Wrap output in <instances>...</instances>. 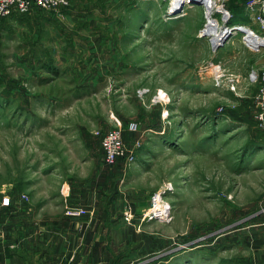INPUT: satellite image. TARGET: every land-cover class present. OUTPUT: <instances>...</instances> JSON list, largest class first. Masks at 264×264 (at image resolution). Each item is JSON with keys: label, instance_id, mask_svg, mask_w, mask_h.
<instances>
[{"label": "rangeland", "instance_id": "rangeland-1", "mask_svg": "<svg viewBox=\"0 0 264 264\" xmlns=\"http://www.w3.org/2000/svg\"><path fill=\"white\" fill-rule=\"evenodd\" d=\"M68 1L0 18V236L17 232L31 181L67 182L52 167L90 178L103 137L121 129L136 162L115 165L148 167L126 172L149 199L140 217L167 183L174 216L138 223L103 264H262L264 46L237 29L214 49L200 2L170 18L175 0Z\"/></svg>", "mask_w": 264, "mask_h": 264}, {"label": "crops", "instance_id": "crops-1", "mask_svg": "<svg viewBox=\"0 0 264 264\" xmlns=\"http://www.w3.org/2000/svg\"><path fill=\"white\" fill-rule=\"evenodd\" d=\"M248 1L227 0L225 6L233 15L230 22L264 34L262 27L256 29L248 21L256 16L248 10ZM51 107L54 104L48 105ZM97 160L98 167L90 178L87 175L77 180L75 168L57 171L52 167L50 174L63 172L67 182L58 187L31 181L29 202H16L17 232L6 231V237L0 236V264H103L111 255L110 248L116 246L119 252L122 244L129 243L132 234L138 232L136 225L149 199L143 196L144 190L128 188L126 172L131 170L133 176L148 167L145 161L141 167L129 169L122 163L110 166L105 163L103 150ZM261 245L264 236L258 239V250Z\"/></svg>", "mask_w": 264, "mask_h": 264}, {"label": "built area", "instance_id": "built-area-1", "mask_svg": "<svg viewBox=\"0 0 264 264\" xmlns=\"http://www.w3.org/2000/svg\"><path fill=\"white\" fill-rule=\"evenodd\" d=\"M219 6H221V10H215L211 14L209 13L208 9L206 8V16H207V23L205 28L200 31V36L209 35L207 33V27L209 22V17H214L215 20H218V16L221 17V22L223 27L226 26L227 23L231 21L232 14L226 8L225 2L227 0H214ZM203 3L206 4L205 0H194L193 3ZM188 5V4H187ZM186 4H182L178 6L180 10L184 9ZM207 5V4H206ZM70 3L68 0H0V18L11 16L14 11H18L20 13H28L35 8H42L48 10H60L63 8H69ZM206 7V6H205ZM177 7H175V3L172 2L170 9L167 11L168 13L175 11ZM247 8L251 11V13H257V20L260 21L261 27L264 30V0H249L247 2ZM220 13V14H218ZM181 14V11H179ZM218 15V16H217ZM225 29V28H224ZM250 31L248 29H245ZM240 31V30H239ZM252 32V31H251ZM255 36L259 37L261 34L252 32ZM211 36V35H210ZM246 38V37H245ZM220 43V41L218 42ZM263 45H257L255 47L259 48ZM216 68V74H218L217 78L222 76V71L218 66ZM260 89L257 94V102L260 109V120H264V71L260 76ZM133 127V126H132ZM102 147L104 150V160L105 163L108 165H115L120 158L126 157L130 163L136 162V155L134 153L128 154L127 153V146L124 143L122 130L121 129H114L108 132L102 139ZM175 187L172 183L165 184L162 188H160L152 197L149 207L143 212L140 217L141 223H149L153 221L169 223L172 221L174 216V208L173 205L166 201L165 198L170 194L175 192ZM23 200H28V196L26 194L22 195Z\"/></svg>", "mask_w": 264, "mask_h": 264}, {"label": "bare ground", "instance_id": "bare-ground-1", "mask_svg": "<svg viewBox=\"0 0 264 264\" xmlns=\"http://www.w3.org/2000/svg\"><path fill=\"white\" fill-rule=\"evenodd\" d=\"M206 1V4L205 6L207 7L209 13L211 14L213 11L215 10H221V6H217L215 1L214 0H205ZM175 7L176 10L175 11H172L170 13H168V16L170 18L172 17H179L181 15L184 14V11L186 10V7L188 5H192V4H197V3H193L194 0H175ZM188 4L187 6H184V9L183 10H180V8L178 7L180 5V7L182 6V4ZM179 11H181V14H179ZM233 17V15H232ZM211 18V20H210ZM232 19V18H231ZM209 20L210 22H208V27H207V33H209L210 35H213V37L215 38V43L217 44L219 41L224 42L225 43L226 41L225 40H228L229 39V36L231 34H235L237 32V29L238 30H243V29H248L246 28V26H241V25H238V24H234V23H230L229 24L227 23L226 26H224L222 29H221V24L219 26V22L217 20L214 19V17H209ZM221 30H220V29ZM225 28V29H224ZM249 30V29H248ZM253 32V31H252ZM251 30L248 32V34L245 36L247 42L250 44V45H253V46H257V45H263L264 46V37L263 36H255L254 34H252Z\"/></svg>", "mask_w": 264, "mask_h": 264}, {"label": "water", "instance_id": "water-1", "mask_svg": "<svg viewBox=\"0 0 264 264\" xmlns=\"http://www.w3.org/2000/svg\"><path fill=\"white\" fill-rule=\"evenodd\" d=\"M201 3V2H200ZM243 32H245L246 34H248V32L249 31H247V30H245V29H243L242 30ZM226 41V40H225ZM247 41V40H246ZM213 42V48L214 49H217L219 46H222L223 45V42H224V40H223V42H221L220 41V43H214V41H212ZM258 214H256V215H253V216H251V217H249L248 219H246L245 221H248V220H250V219H252V218H254V217H256Z\"/></svg>", "mask_w": 264, "mask_h": 264}]
</instances>
